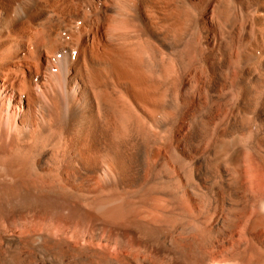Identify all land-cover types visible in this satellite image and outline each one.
I'll return each instance as SVG.
<instances>
[{
    "label": "bare ground",
    "instance_id": "obj_1",
    "mask_svg": "<svg viewBox=\"0 0 264 264\" xmlns=\"http://www.w3.org/2000/svg\"><path fill=\"white\" fill-rule=\"evenodd\" d=\"M0 264H264V0H0Z\"/></svg>",
    "mask_w": 264,
    "mask_h": 264
},
{
    "label": "rangeland",
    "instance_id": "obj_2",
    "mask_svg": "<svg viewBox=\"0 0 264 264\" xmlns=\"http://www.w3.org/2000/svg\"><path fill=\"white\" fill-rule=\"evenodd\" d=\"M11 111H12V109H11Z\"/></svg>",
    "mask_w": 264,
    "mask_h": 264
}]
</instances>
